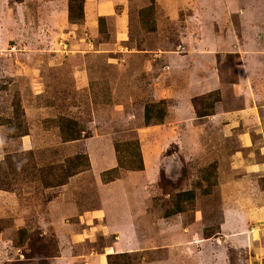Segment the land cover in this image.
<instances>
[{
  "label": "rangeland",
  "instance_id": "rangeland-1",
  "mask_svg": "<svg viewBox=\"0 0 264 264\" xmlns=\"http://www.w3.org/2000/svg\"><path fill=\"white\" fill-rule=\"evenodd\" d=\"M13 1L0 0V264H107L115 217L94 211L120 190L154 226L151 245L115 264H264V0H84L78 24L68 0ZM102 6L110 16L95 14ZM62 10L68 24L52 29ZM171 54L188 57L179 74ZM122 64L133 82L117 79ZM191 64L216 74V88L196 96ZM148 103L162 126H143ZM64 121L81 139L62 141ZM131 151L143 170L117 192L107 186L132 173L101 176Z\"/></svg>",
  "mask_w": 264,
  "mask_h": 264
},
{
  "label": "crops",
  "instance_id": "crops-1",
  "mask_svg": "<svg viewBox=\"0 0 264 264\" xmlns=\"http://www.w3.org/2000/svg\"><path fill=\"white\" fill-rule=\"evenodd\" d=\"M1 1L3 2V0H1ZM7 2H8V0H7ZM13 3L16 5L15 0L13 1ZM52 3L54 4V8L56 9L57 6H58V0H54V1H52ZM95 8L98 10V13L95 12V14H102L104 16H110V15H106V14H109L111 12L109 7L105 8L104 6H102V8H97V7H95ZM51 13L56 15V12H51ZM55 15L53 17H51V18L50 17L48 18V22L52 24V26H51L52 29H57L58 27L61 28L60 26L63 27V26H66L68 24V22L66 21V11L62 10V16L63 17L60 20ZM86 15H87L88 18H90V17L92 18L90 13L87 12ZM67 19H68V16H67ZM67 28H68V26H67ZM71 33H72V31L66 33L65 35L67 37H70ZM68 41L70 43H72L71 45L75 44L74 42H71L70 40H68ZM84 45L88 47L91 44L84 42ZM122 56H124V54H122ZM169 56H170L169 60L175 59V64L177 66L174 67V66H172L170 64L168 69L173 68L176 71V73L179 74L181 71H180V65H178V62H179V60L186 58L187 55L186 56L175 57L176 55L171 54ZM198 56H201V55H194V57L192 56L191 58L192 59H195V58L197 59ZM179 64H180V62H179ZM182 66H186V65L184 64ZM117 68L119 69V71H118V69H116L115 71L120 73V74H122L121 78H117L119 81L120 80H124L125 78H128L131 82H133L132 81V76H134V74H132V72L128 73V71H126L125 66L123 64L118 66ZM197 70H200L199 73L203 74L202 77L207 82L206 83L207 87L204 88V90L200 89L199 86L197 85V83L195 82V76L194 75H195V73L196 74L198 73ZM187 71H188V73L190 75V79H192V82L189 81V84H193V85H191L189 87L197 86V88H196L197 89L196 96H200V95L203 96V94L204 95L208 94L211 90L216 88V86L219 84L218 81H217V75L212 73L210 69L208 70V73H207V67H206L205 64H201V65L200 64H191V67H187ZM215 75H216V78H214ZM86 78H87V80H86L85 84H87L88 80H89V77L86 76ZM172 80H173V78H169L168 82H166V83L169 84ZM176 81H177V79H176ZM133 88H134V86H133ZM185 90L188 91V92H191L194 89L186 88ZM185 90H184V92H186ZM159 92L161 93L160 90H156L154 92V96H158L159 97ZM121 96H122L121 98L124 99L125 101L131 100V96H130L129 92H128V97H125V94H122ZM112 100L114 102L117 100L115 92H114V95L112 97ZM155 100H157V99L151 97L149 101H155ZM203 121H204V119L202 120V122ZM156 126H160V125H156ZM161 126H162V124H161ZM161 133H165V132L164 131L162 132V129H161ZM191 138L192 137H188V139H191ZM191 144L192 143H190V145ZM130 173H132V175H130L128 177L120 178V180H116V181L114 180L115 182H113V183L109 182L111 184L109 186H107V187L113 186L114 184H118V190H117V192H118L119 188H122L123 185L125 184V179L130 181L131 178H134V181H130L128 183L129 186H132V184H134V182L139 180L140 175L134 174L136 172H130ZM129 177H131V178H129ZM97 179H98V182H99V177L96 176L94 184L99 187V183L100 182L97 183V181H96ZM119 182H120V184H119ZM128 188L129 187H126L127 190H128ZM118 193L120 195L115 194L116 198L114 199L113 202H109V203L105 204L102 209H100L98 211H94V214L97 213V215H106V217H108V215H110L111 217H115V218H113L114 219V224H113L114 234H113V238L111 240L110 245H108V247L106 248L107 250L105 251V255H114V254H127L128 255L130 253L139 252L143 248L142 247V242H146L148 245H151L150 240L152 239V236L149 235V234H146V231L149 230V229L150 230L153 229V226H154L153 223L150 222V221L147 222V220H145V219L138 220L137 215H136L137 213H135L134 210L131 209V206H130V208H128V207H124V205L120 204V202H123L124 199L127 200L129 202V204H130L131 199L129 198V196H127L126 192L123 191V190H120ZM115 204L121 205L120 209H121L122 212L118 213V212L114 211V208L112 206L115 205ZM127 221H129V224H127ZM132 221L133 222L136 221V223H139L138 226L137 225L136 226H131ZM243 223H244V221L242 222L241 219L239 221L235 220L234 223L232 222V224L229 225V226L231 227L232 231L239 233V231L242 232V230H241L242 227H239V226L236 227L234 224L243 225ZM118 226H127V227H123L122 229H119ZM175 228H176V231H177L178 226L176 225ZM223 228H227V224L226 223H225V225H223ZM129 229L131 230L132 235H128L127 234V233H129L128 232ZM135 231H137V232H135ZM232 234H234V233L232 232ZM237 237L239 239H244V235H240V236L238 235ZM104 260L105 259L102 258V257H100V258L88 257L87 264H106V263H104ZM196 264H200V263L196 262Z\"/></svg>",
  "mask_w": 264,
  "mask_h": 264
},
{
  "label": "trees",
  "instance_id": "trees-1",
  "mask_svg": "<svg viewBox=\"0 0 264 264\" xmlns=\"http://www.w3.org/2000/svg\"><path fill=\"white\" fill-rule=\"evenodd\" d=\"M83 3L84 0H68V21L72 24H78L82 22L84 18V11H83ZM102 19H99V23H101ZM212 96V95H211ZM218 99L216 98L213 102L212 105H210V112L208 113H198V117H205L207 115H211L214 110V104L217 102ZM159 106V103H148L147 105L144 106V112H143V126L144 127H149V126H155V125H160L163 120V113L162 116H159V112L155 111V108ZM154 113V114H153ZM73 122H68L67 124L62 122L59 126V134L63 142H72V141H77L81 139V134L79 131L73 129L71 126ZM117 151V147H116ZM128 157H133V159L130 162L128 166H125V162H123V159L121 156H117V168L108 170L107 172L105 171L101 179L104 183H109L112 182L116 179H118V173L120 171H130V172H137V171H142L143 170V162H142V156L139 151L134 152L131 151L130 153L127 154ZM79 159L81 156H77ZM133 161V163H132ZM132 163V164H131ZM118 169L119 172L117 171ZM67 177L73 176V173L66 171ZM13 176V175H12ZM64 183H66V180L64 179L63 181H59L56 183L55 186H61ZM49 186L53 187L52 183H45L44 186ZM0 188H3L0 187ZM5 188V186H4ZM12 188L7 189V191H11ZM128 257L127 254H114V255H108L107 256V264H115L114 259L117 258H124Z\"/></svg>",
  "mask_w": 264,
  "mask_h": 264
}]
</instances>
